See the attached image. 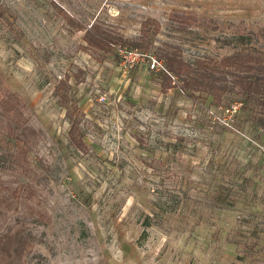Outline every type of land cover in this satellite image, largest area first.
<instances>
[{"label": "rangeland", "instance_id": "374dc122", "mask_svg": "<svg viewBox=\"0 0 264 264\" xmlns=\"http://www.w3.org/2000/svg\"><path fill=\"white\" fill-rule=\"evenodd\" d=\"M0 7V100L18 94L39 132L28 169L0 161V234L36 235L22 264H264V130L253 109L225 112L245 103L238 90L217 105L178 80L163 89V69L149 63L165 64L162 49L189 62L264 51V0ZM147 19L158 24L145 33ZM92 25L121 41L88 46ZM117 46L147 57L125 60ZM65 79L67 107L56 94ZM74 104L86 152L68 136Z\"/></svg>", "mask_w": 264, "mask_h": 264}, {"label": "trees", "instance_id": "16d2710c", "mask_svg": "<svg viewBox=\"0 0 264 264\" xmlns=\"http://www.w3.org/2000/svg\"><path fill=\"white\" fill-rule=\"evenodd\" d=\"M5 11L0 7L1 16ZM70 22L78 30L83 29L81 24L71 18ZM150 23L158 24L155 20H145L142 23L143 32L146 33ZM83 39L88 46L107 51L111 49L110 46L121 41L100 33L95 25L85 29ZM159 58L164 60L168 70V73L159 72L163 89L171 88L175 80H178L191 96L197 92H205L213 97L217 105L223 102L227 93L238 90L245 103L237 101L233 104L240 103L242 108H252L253 120L264 130V51H240L220 60L208 58L189 62L174 50L162 49ZM68 88L67 79L61 80L56 88V94L61 97L66 107L69 106ZM24 107V102L16 93H10L0 100V161L10 162L11 165L26 170L29 153L39 141V132L27 124ZM79 112L77 104L67 109L66 117L71 123L68 136L78 150L86 152L89 147L82 133ZM35 239L33 232L22 228L0 234V264H22Z\"/></svg>", "mask_w": 264, "mask_h": 264}, {"label": "built area", "instance_id": "2783aa9c", "mask_svg": "<svg viewBox=\"0 0 264 264\" xmlns=\"http://www.w3.org/2000/svg\"><path fill=\"white\" fill-rule=\"evenodd\" d=\"M117 51L118 54L120 55V57L124 58L125 60H141L143 59L145 56L147 57L146 54L141 53L137 50H130L128 48H121V46H117ZM149 63L151 65V68L154 70H160L161 68L163 69L162 71L166 70V66L165 64H163L161 61H159L157 58L155 57H151L149 60ZM167 72V71H166ZM241 108V104L240 103H236L231 105L230 107L225 109V112L229 113L231 116H233L234 114L238 113V111Z\"/></svg>", "mask_w": 264, "mask_h": 264}]
</instances>
